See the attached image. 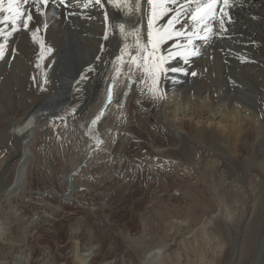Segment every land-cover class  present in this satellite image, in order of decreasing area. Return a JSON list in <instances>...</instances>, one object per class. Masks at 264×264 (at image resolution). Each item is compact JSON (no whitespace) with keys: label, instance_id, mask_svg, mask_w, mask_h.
Listing matches in <instances>:
<instances>
[{"label":"bare ground","instance_id":"6f19581e","mask_svg":"<svg viewBox=\"0 0 264 264\" xmlns=\"http://www.w3.org/2000/svg\"><path fill=\"white\" fill-rule=\"evenodd\" d=\"M124 2L115 0L119 5L116 7L113 0H102L101 7L95 0H64L63 4L60 0H48L47 5H38L39 11L28 3L23 7L33 19L27 29L22 20L15 31L11 24H0V31L4 32L0 36V47L4 49L0 58V217L18 216L17 206L12 204L18 197L22 201L51 197L65 201L67 196L87 191L89 187L84 181L78 182L76 171L87 169V161L101 154H91L90 149L96 147L95 151L102 152L108 148L106 153L120 149L124 141L116 138L121 131L145 132L150 137V156L169 160L177 168L185 167L188 180L182 197L196 212L191 211L193 216L242 217V221L246 217H264V0H228V6L225 0H168L164 7L170 11L158 19L152 17L153 6L147 0H127V8ZM209 4L214 6L209 9ZM198 8L200 13L196 15ZM173 17L178 20L171 27L173 35L159 44L157 52L149 44V19H153L155 32L160 27L168 28L167 22ZM177 32L183 35H175ZM141 45L148 52L142 51ZM132 57L137 58V64L131 63ZM86 92L91 96L86 97ZM71 100L73 104L68 106ZM61 102L67 105L60 108ZM127 106L137 122L130 129L125 115ZM97 116L100 119L93 126ZM51 129L57 133L61 129L65 136L76 144L82 142L86 148L77 160L62 162V171L68 172L60 175H55L49 153L54 151L65 161L66 147L60 140L52 146L50 134L47 137ZM36 140L41 148L34 159L32 145ZM134 140L129 139L135 144ZM129 148H123L121 163L133 160ZM139 150L142 149L136 150L137 154ZM36 159L49 163L47 172L64 186L62 192L33 194L24 189ZM114 181H106L103 188L114 189ZM161 182L166 189L164 197L155 194L151 199L177 200L167 194L172 186L167 179ZM102 198L105 200V194ZM54 208L52 212L57 213ZM7 219L0 218V249L11 241L7 236L12 228ZM75 220L68 237L71 257L65 264H95V260L97 264H181L180 254L167 245L168 233L158 242L154 240L156 246L150 243L144 247L143 238L140 247L144 249H139L136 263L130 261L133 251L118 247L115 241L114 250L106 246L108 242L104 243L107 248L97 260V242L90 239V229H83L84 225ZM204 222L196 234L209 243L212 233L204 224L211 220ZM217 248L220 255L223 247ZM21 253L10 260L1 255L4 260L0 258V264H27ZM43 253L29 263L56 264L54 257ZM216 263L223 264V259L218 258Z\"/></svg>","mask_w":264,"mask_h":264},{"label":"rangeland","instance_id":"374dc122","mask_svg":"<svg viewBox=\"0 0 264 264\" xmlns=\"http://www.w3.org/2000/svg\"><path fill=\"white\" fill-rule=\"evenodd\" d=\"M124 6H125V2H124ZM85 94H86L85 95L86 97L91 96V93L89 92H86ZM62 102H65V101H62ZM62 102L59 104L60 108L65 107V105H67V103H62ZM72 104H73V101L71 100L68 106ZM127 107H126L125 115L128 116L127 118L130 121H129V124H127L128 126L127 125L126 126L128 129H130L132 128V126L133 127L136 126L137 122L134 121L132 116H130L133 114L131 107H128V108ZM134 110L136 111L135 108ZM60 130H58V133H57L55 129H51L50 132L48 131L47 133V137L50 134L49 140L52 141V143L54 142L52 146H54L56 143H58V140H60L61 142H63V144H65L64 146L66 147L64 149L65 161H61V158L60 157L58 158V155L55 154L54 151L53 152L50 151L49 153V160L51 161V163L53 162L54 169H56L55 171L52 170L54 171L55 175H57L56 173L60 175V173L68 172V171H62L63 163L64 162L66 163L67 161V164H68V162L72 160H77L80 154L86 151L84 144H83V147L85 149L81 145L82 142L77 141L78 143L76 144V142L72 140L68 135L65 136L64 131L62 130L60 131ZM118 133L119 132L117 131V134ZM125 133H127V135L129 136L126 137ZM125 133L123 132L121 135L119 134L118 136L119 138L117 137L116 139L118 141V139L122 138L119 141H124L122 142L123 145L127 147H131V149L129 148L128 153H129V156L133 158V160H131L129 164L128 162L121 163L122 162L121 160L123 159L122 157L124 155L123 148L125 147L123 145L118 150L112 149L111 151V149H109L108 151L110 153L105 152L108 148L106 150H103L104 153L103 151L101 152L100 149L98 151L97 150L95 151L94 148L96 147L93 148L94 150L90 149L89 153L92 154V153L97 152V154H99L100 152L101 156L98 155L99 157L96 156L91 159L89 158L90 160L87 161V164L89 167L87 169L79 168L78 171H76L78 174L77 177L79 179L78 182L84 181V183L87 184V186L89 187L87 191L84 189L85 190L84 193H77L75 194V196L74 194L72 196H67L66 197L67 200L65 201L64 200L57 201L53 197L49 199L45 198L46 200L35 199L32 201H29L27 199L22 201L21 198L19 197L18 199L15 198L17 200L13 199L12 204L14 203L13 205L17 206L16 213L18 216L16 218L15 217H11V218L10 217H0L1 219L9 218L7 219V222L11 223V228H12L11 230H14L13 232L9 230V234L7 236L8 240L9 239L11 240L10 241L11 244L9 241H7L5 245L1 246V249H0L1 259H3L2 257H4L5 260L6 259L10 260L11 258H14L16 255H18L19 252H22L21 253L22 256L23 257L25 256L27 259V261L26 259H23V261L24 263L28 264L30 261L34 262L35 259H37V256H40L42 255L41 253L45 252V254L48 253L51 256V259L52 257H54L52 260L53 261L55 260L56 264H65L66 261H70L69 258L71 257V253H70V250H71L70 242L71 241L68 239L69 233H70V227L76 221L75 219H77L79 222H81L82 226L84 225L83 229H87V231H89L90 229L91 232L90 231L89 232L92 234V235L90 234L91 236L90 239L94 241L95 244L97 242V247H95L96 245L94 246L95 251L96 249L98 250L97 251L98 253L96 252L97 255H95L97 257L95 259L97 260L100 259V257L103 255V252L105 251L104 249H106L107 247H109L111 250H114V247H115L114 241H115L117 242L116 245L118 244L117 245L118 247H124L126 249H129L130 251H133L130 261L131 262L133 261L134 263H136L140 257L141 252L139 249L141 248L140 244H142L140 242L142 241L143 238L144 239L142 241L143 242L142 245L144 247L148 244L150 245V243H151V246H156L160 237L162 238L164 235L166 236L168 233V238L166 240L167 245L172 246V249L175 250L174 252L180 254L179 259L181 260V264H186V263L187 264H202V263L203 264H217L216 260L218 258L223 259V264H230L232 261L234 263H231V264H254L251 262L253 258H254L253 261H255V264H259V263L264 264V261H263L264 260V246H263L264 244L263 242L264 241L263 240L264 239V236H263L264 235V217H246V219L245 220L243 219L242 221L240 220L242 219V217H198L197 215L193 216L194 213L192 212H195V211L192 209L190 210V208L187 206V202H185V199L182 197V193L186 192L185 181L188 180V173H187V170H185V167L181 166L180 168H177L169 160L167 161L165 159H159V158L150 156V154L147 152V150L150 149L149 147L150 137L147 136L145 132L143 133L141 131L140 134H138L137 132L135 133L125 132ZM62 135L64 136L63 137L64 139L61 138ZM131 138H133V140L135 139L134 140L135 144L129 141V139ZM39 144H40V141L38 143V140H36L34 144L32 145L33 151H34L33 152L34 159H35V156L38 155L40 152L39 149L41 147L39 146ZM52 146H51L52 149L50 148L51 150H53ZM139 148H141L142 150H139L140 152L139 154H137L136 150H138ZM48 165L49 163L45 159H44V162L43 160H37V159L35 160V163H33V166L31 167V171L29 172V177L27 178V181L25 183L24 189L27 190V192L30 191L33 194L34 193L38 194V193L48 192V190H53L54 193L55 191L62 192L64 190L63 185H59V183H57L56 180L52 179L53 177L51 175V172L50 173L47 172L46 167H48ZM111 165L113 166V168ZM81 166H83V164ZM84 170H87V173ZM79 174L80 176L82 175L81 176L82 178L79 177ZM108 177L109 179L107 180ZM114 177L116 179L118 178L117 181L116 179H114ZM164 178H166L167 181L172 185L167 194L169 195L171 194L170 196L177 198V200L173 199V200L166 201L164 199L162 202V200L159 201V200L151 199V196H154L155 194H156L155 196L157 197H164L163 195H165L166 189L163 188V185L161 182L162 179ZM110 180L111 181L115 180L114 182L116 185L115 187H113L114 189H110V187H108L109 189H104L103 188L104 183ZM153 181L154 183L152 184ZM104 194L106 196L105 200H103V198L101 199V197L104 196ZM108 197H111V199H108ZM52 207L53 208L55 207L54 209L58 210L59 212L58 211L57 213L52 212ZM74 208L75 209L77 208V209L75 210ZM76 213H79V214H76ZM143 219L145 220L147 219V221L145 222ZM208 220L209 221L211 220V223L208 225L204 224V226L208 228L209 232L212 233V236L214 235L213 237L211 236L212 239L211 238L208 239L209 243H207V239H206V242H204L205 239L203 240L202 236L199 233L196 234V232H198V229L200 228V225L204 221L208 222ZM13 226L14 227L16 226V227L13 228ZM17 229H18V233H15L17 232ZM93 230L94 232L92 233ZM103 232L104 233L106 232L108 234V237L106 236L107 235L106 233H105L106 235L104 234L102 236ZM115 233H117V235L122 238H119L118 236H116ZM130 234L133 235V236L132 235L130 236L133 239L129 237ZM97 235H100V236L97 237ZM111 235L115 237L113 238V236ZM17 236H20V237H17ZM104 236L105 238L103 239ZM124 236L125 238L127 239L130 238V239L128 241H124L126 240ZM137 236L139 237V241L136 240ZM16 237L19 239L21 237L23 238L19 240V239H15ZM100 240L101 242H99ZM154 240H156L157 242L156 241L154 242ZM191 240H193L192 243L190 242ZM20 241H22V243ZM106 242H108V244ZM104 243L107 244L106 245L107 247L105 246ZM110 243H112L113 245ZM130 243L132 244L133 247L131 246ZM189 243H191L190 244L191 246H189ZM43 246H46V247L43 248ZM143 246L141 249H144ZM5 247H7L6 248L7 250L8 248L9 250L10 249L11 250L7 251ZM217 247H223L221 248L222 251L220 255L217 254V252L219 251V250H216V249H219ZM15 248L16 249L18 248L19 250L20 249L21 250L20 251L18 249L14 250ZM12 249H13V252H11ZM191 249L192 251H196L195 254L191 252ZM116 252H119V251H116ZM230 252H232V254H230ZM234 252L235 254L233 255ZM135 254L138 257L135 256ZM186 256L188 258L189 263L186 262L187 261ZM63 260L64 261L66 260V261L64 262ZM94 262H96L95 264L98 263V261L96 260Z\"/></svg>","mask_w":264,"mask_h":264},{"label":"snow or ice","instance_id":"6c2138e0","mask_svg":"<svg viewBox=\"0 0 264 264\" xmlns=\"http://www.w3.org/2000/svg\"><path fill=\"white\" fill-rule=\"evenodd\" d=\"M147 2L153 6L152 17L154 18L158 19L159 17L163 16L166 12L170 11L168 8L164 7V4L167 3L168 0H147ZM28 3H32L33 6L37 7V11H39L38 5L39 4L47 5L48 0H0V14L7 13L6 15L0 16V24H11L12 30L15 31V30H18L17 23L22 20L23 27L27 29L29 23L33 19L32 14L27 12L25 8L23 7L24 5H27ZM60 3L63 4L64 0H60ZM95 3L100 5L101 7L103 6L102 0H95ZM113 4L114 6L119 7V5L115 3V0H113ZM213 6H214L213 4L208 5L209 9H211ZM225 6H228V0H225ZM125 7H127V0H125ZM199 13H200V9L198 8L196 10V15H199ZM193 19H196L195 15L193 16ZM174 21L178 22L177 17H173L167 22L169 25L168 28L160 27L156 29L154 32L153 31V19L152 18L149 19L148 38H149V44L151 45L152 49L158 52L159 44L171 38V36L173 35L171 31V27L174 26V23H173ZM120 31L121 32L124 31L123 25L120 26ZM165 32H167V35L163 34ZM3 35H4V32L0 31V36H3ZM175 35H183V33L177 32L175 33ZM35 36H36V33L33 32V37L35 38ZM140 49L144 52H148V48L145 46L141 45ZM3 54H4V49L3 47H0V58L3 57ZM149 55L151 56L152 53L149 52ZM131 63L137 64V58L132 57ZM146 70H147V66H146ZM161 70H163L162 67H161ZM111 102H112V93L111 91H109L108 103H111ZM102 114L103 113H101V115ZM99 119H100V116H97V118L92 121L93 126L96 125Z\"/></svg>","mask_w":264,"mask_h":264}]
</instances>
